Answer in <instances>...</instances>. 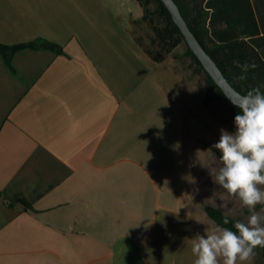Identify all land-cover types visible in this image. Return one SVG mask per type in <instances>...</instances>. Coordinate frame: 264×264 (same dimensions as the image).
<instances>
[{"label":"crops","instance_id":"crops-1","mask_svg":"<svg viewBox=\"0 0 264 264\" xmlns=\"http://www.w3.org/2000/svg\"><path fill=\"white\" fill-rule=\"evenodd\" d=\"M206 7L214 41L264 60V0ZM143 16L138 0H0V42L64 48L23 49L13 68L0 52V264H129L162 218L194 219L181 75L139 45Z\"/></svg>","mask_w":264,"mask_h":264},{"label":"rangeland","instance_id":"rangeland-1","mask_svg":"<svg viewBox=\"0 0 264 264\" xmlns=\"http://www.w3.org/2000/svg\"><path fill=\"white\" fill-rule=\"evenodd\" d=\"M133 29L148 46L152 34L148 25L134 24ZM186 50L187 44H183L170 57L175 62V70L181 75L178 92H174L173 97L179 106L184 126L181 163L188 181L187 199L194 219L179 227V222L162 225V218L143 255L133 258L134 261L129 260V264H194L193 239L198 234L204 235L206 228L211 230L221 227L208 216L206 204L215 205L239 222L247 223L250 216L239 198L231 196L214 182L222 162L221 153L212 146L219 141L221 129L235 131L230 103L217 99L205 105L206 77L203 72L197 71ZM166 84L171 87L170 82ZM261 188L264 189V186ZM262 207L257 205V212ZM245 264H264L263 248L255 249L253 257Z\"/></svg>","mask_w":264,"mask_h":264},{"label":"clouds","instance_id":"clouds-1","mask_svg":"<svg viewBox=\"0 0 264 264\" xmlns=\"http://www.w3.org/2000/svg\"><path fill=\"white\" fill-rule=\"evenodd\" d=\"M247 70V66H244ZM243 78V77H242ZM234 117L235 131L221 129L212 147L221 153L222 167L214 182L231 196L239 198L250 216L247 223L237 221L235 231L227 227L206 228L204 235L193 239L194 264H245L254 249L264 247V93L250 91ZM229 224V218H223Z\"/></svg>","mask_w":264,"mask_h":264},{"label":"trees","instance_id":"trees-1","mask_svg":"<svg viewBox=\"0 0 264 264\" xmlns=\"http://www.w3.org/2000/svg\"><path fill=\"white\" fill-rule=\"evenodd\" d=\"M207 1L175 0L190 28L218 63L228 80L245 95L254 89H259L261 93H264V60L261 54L251 43L244 39L231 38L224 42L214 41L208 27L209 12L206 7ZM138 2L144 10L142 21L152 31L149 36L150 43L148 46L142 38L137 39L144 51L156 63H162L180 46L187 44L186 55L193 59L197 71L203 72L206 77L208 86L204 101L205 105H209V102L213 100L224 99L230 103L232 115L235 117L240 109L230 102L220 86L206 71L202 62L188 45L184 34L174 21L165 3L162 0H138ZM23 49H46L55 51L58 54L64 53L63 47L45 38L14 45L0 42L1 55L11 68H13V59L16 53ZM244 66H247V70H245ZM25 203L30 207L29 203ZM205 210L208 216L219 226L235 231L234 225L237 222L235 218L227 215L222 209L212 204H206ZM225 216L229 218V224L227 225L223 224ZM257 248H263L264 250V247L258 246Z\"/></svg>","mask_w":264,"mask_h":264},{"label":"water","instance_id":"water-1","mask_svg":"<svg viewBox=\"0 0 264 264\" xmlns=\"http://www.w3.org/2000/svg\"><path fill=\"white\" fill-rule=\"evenodd\" d=\"M167 8L170 10L174 21L180 27L182 33L184 34L186 41L199 60L202 62L206 71L211 75L215 82L223 90L226 97L231 103L238 105L242 102L244 93L239 91L226 77L222 69L219 67L218 63L211 56L205 46L201 43L199 38L190 28L187 20L185 19L179 5L175 0H162Z\"/></svg>","mask_w":264,"mask_h":264}]
</instances>
